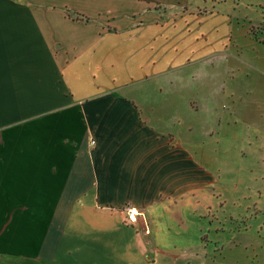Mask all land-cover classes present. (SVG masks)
<instances>
[{
	"label": "crops",
	"instance_id": "obj_1",
	"mask_svg": "<svg viewBox=\"0 0 264 264\" xmlns=\"http://www.w3.org/2000/svg\"><path fill=\"white\" fill-rule=\"evenodd\" d=\"M247 7L0 0V264L219 263L205 232L264 209Z\"/></svg>",
	"mask_w": 264,
	"mask_h": 264
},
{
	"label": "rangeland",
	"instance_id": "obj_2",
	"mask_svg": "<svg viewBox=\"0 0 264 264\" xmlns=\"http://www.w3.org/2000/svg\"><path fill=\"white\" fill-rule=\"evenodd\" d=\"M227 1L246 8L250 5L252 10L264 17V0ZM245 204L238 202L234 206L237 212H243V218L236 217L231 224L236 228H220L219 233L214 228L213 233L207 231L204 234L215 238V241L217 236L220 237L216 252L218 264H264V209L251 210L248 213Z\"/></svg>",
	"mask_w": 264,
	"mask_h": 264
},
{
	"label": "built area",
	"instance_id": "obj_3",
	"mask_svg": "<svg viewBox=\"0 0 264 264\" xmlns=\"http://www.w3.org/2000/svg\"><path fill=\"white\" fill-rule=\"evenodd\" d=\"M133 209H135V212L133 213ZM125 214H126V218L127 221L129 223H135L138 221V219L141 217L142 213L137 210L136 208H134L133 206H127L125 207Z\"/></svg>",
	"mask_w": 264,
	"mask_h": 264
},
{
	"label": "snow or ice",
	"instance_id": "obj_4",
	"mask_svg": "<svg viewBox=\"0 0 264 264\" xmlns=\"http://www.w3.org/2000/svg\"><path fill=\"white\" fill-rule=\"evenodd\" d=\"M132 211H133V213H134V212H135V209H133Z\"/></svg>",
	"mask_w": 264,
	"mask_h": 264
}]
</instances>
